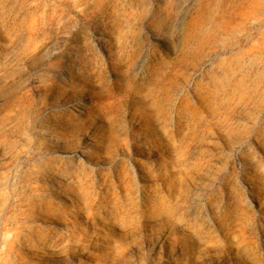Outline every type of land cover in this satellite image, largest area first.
<instances>
[{
    "label": "rangeland",
    "instance_id": "374dc122",
    "mask_svg": "<svg viewBox=\"0 0 264 264\" xmlns=\"http://www.w3.org/2000/svg\"><path fill=\"white\" fill-rule=\"evenodd\" d=\"M0 264H264V0H0Z\"/></svg>",
    "mask_w": 264,
    "mask_h": 264
},
{
    "label": "bare ground",
    "instance_id": "6f19581e",
    "mask_svg": "<svg viewBox=\"0 0 264 264\" xmlns=\"http://www.w3.org/2000/svg\"><path fill=\"white\" fill-rule=\"evenodd\" d=\"M203 7L204 6L202 4H199L198 5V8H197L198 9L197 14L194 15V16H191L190 19L188 20V22H187V24H186V26L184 28V31H183L184 41H188L190 38H192L193 36H195L194 32L199 29L200 24L202 22V17H203L200 14L201 13L200 11L203 10L202 9ZM207 15H208V13H207Z\"/></svg>",
    "mask_w": 264,
    "mask_h": 264
}]
</instances>
